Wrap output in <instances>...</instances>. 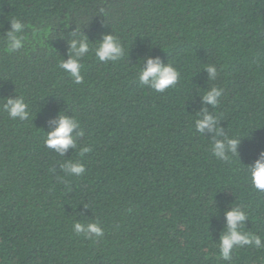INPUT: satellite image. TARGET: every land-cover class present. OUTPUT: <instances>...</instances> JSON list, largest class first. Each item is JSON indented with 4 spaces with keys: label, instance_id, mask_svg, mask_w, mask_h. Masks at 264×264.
I'll use <instances>...</instances> for the list:
<instances>
[{
    "label": "trees",
    "instance_id": "1",
    "mask_svg": "<svg viewBox=\"0 0 264 264\" xmlns=\"http://www.w3.org/2000/svg\"><path fill=\"white\" fill-rule=\"evenodd\" d=\"M13 18L26 43L9 52ZM104 35L125 48L115 63L94 56ZM81 37L90 54L75 84L59 62ZM157 57L180 74L163 93L138 80ZM212 86L224 89L215 109L202 101ZM17 96L31 119L0 108V264H264V249L224 261L216 246L236 205L264 241V193L245 167L264 151V0H0V101ZM202 109L220 135L195 131ZM60 113L84 132L63 155L43 142ZM225 136L240 140L228 162L211 153ZM70 160L83 176L64 175ZM94 220L102 237L73 233Z\"/></svg>",
    "mask_w": 264,
    "mask_h": 264
},
{
    "label": "clouds",
    "instance_id": "2",
    "mask_svg": "<svg viewBox=\"0 0 264 264\" xmlns=\"http://www.w3.org/2000/svg\"><path fill=\"white\" fill-rule=\"evenodd\" d=\"M10 28L6 33L7 51L13 52L24 47L26 37L19 35L26 27L18 19L9 21ZM71 54L65 61L59 62V68L63 70L71 78L73 83H83L84 77L81 70L84 65L81 63L82 58L89 53V43L86 38L73 39L69 42ZM125 55V48L121 46L120 41L113 35H104L102 40L97 43L94 48V56L97 61L115 63ZM206 70L209 74V80H215L217 77V68L214 64H208ZM179 72L172 64H163L160 59L148 58L146 65L139 70L138 80L140 85H145L155 92L163 93L166 89L175 87L179 79ZM224 89L217 86L210 87L204 91L202 101L204 104L212 106L215 109L219 103ZM0 108L7 113L8 117L13 120L28 121L31 119L29 115L28 105L22 96L16 98H6L0 101ZM199 118L194 121V128L197 133L205 130L215 132L220 135V130L216 127L218 116L215 113H209L207 109H202L197 114ZM55 125L51 131L47 132L44 138V145L48 149L63 155L68 148H77V139L84 136L79 120L72 116L59 114L56 120L51 121ZM77 131L75 136L73 132ZM240 140L236 137L225 136L223 140H215L211 143L212 155L220 161L228 162L231 157L238 155V145ZM92 149L87 145L79 147V155L84 156L85 153L91 152ZM247 169L246 175L249 179L253 190L264 193V151L260 152L259 157L253 161ZM60 170L65 176L81 177L85 174V166L77 160L65 161L60 165ZM64 182V177H58ZM226 230L221 234L219 242L216 243L218 254L224 261H231L233 252L245 246L264 249V241L261 236L251 232L244 231L245 221L250 219L249 213L239 205L232 206L231 210L225 212ZM73 233L77 236L83 235L87 239L99 238L104 235V230L100 226L99 221L89 223H81L74 221L72 224Z\"/></svg>",
    "mask_w": 264,
    "mask_h": 264
}]
</instances>
